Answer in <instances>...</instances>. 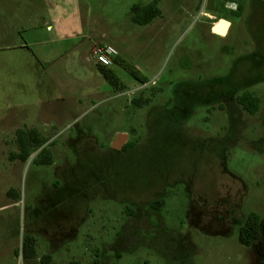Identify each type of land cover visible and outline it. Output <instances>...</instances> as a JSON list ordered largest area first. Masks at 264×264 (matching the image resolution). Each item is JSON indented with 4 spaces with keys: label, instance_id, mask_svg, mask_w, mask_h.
<instances>
[{
    "label": "rangeland",
    "instance_id": "1",
    "mask_svg": "<svg viewBox=\"0 0 264 264\" xmlns=\"http://www.w3.org/2000/svg\"><path fill=\"white\" fill-rule=\"evenodd\" d=\"M151 1L0 0V264H264V0H158L132 22ZM102 44L136 76L113 63V87L90 57ZM18 129L36 132L25 161ZM120 131L133 150L111 147ZM27 234L34 259L15 255Z\"/></svg>",
    "mask_w": 264,
    "mask_h": 264
},
{
    "label": "trees",
    "instance_id": "2",
    "mask_svg": "<svg viewBox=\"0 0 264 264\" xmlns=\"http://www.w3.org/2000/svg\"><path fill=\"white\" fill-rule=\"evenodd\" d=\"M158 0H153L147 4L141 5V4H133L130 7L131 11V20L132 22L140 25H146L152 22L156 17L161 16L162 11L157 5ZM113 63H121L126 69H128L133 76H136V68L125 63L118 55L113 59ZM98 70L101 72L103 77L113 86L118 87L120 85V81L117 78V76L113 73V71L109 68L102 67L97 64ZM143 82V81H142ZM236 102L249 114H254L259 109L260 105V99L254 95L251 91L245 90L242 93L238 94L236 96ZM149 102V98L146 97H137L132 98V103L135 105H143ZM26 133V134H25ZM23 134L26 135L31 140H34L36 137V132L33 130L23 132V129H18L15 133L16 137V143L18 146V152L13 153L10 155L11 159L19 158L22 161H25L29 155V146L31 145V142H26L23 140ZM44 143V141H37V146H41ZM138 141L136 139L126 141L122 147L121 151H131L135 148ZM44 151V148L41 149V152ZM43 164H51L52 160L51 157H48L46 159H42L40 161ZM7 194L9 196H15L12 192V190H8ZM163 200H154L150 202V206L154 209H160L162 207ZM261 225L262 221L260 217L256 213H249L243 224L238 228V241L242 245H251L255 243L261 235ZM15 255H20L24 259H34L36 257V251H35V238L27 234L25 235L21 240V246L19 249L15 250ZM46 261H49L50 256L45 255L43 258ZM66 264H81L80 262L71 260Z\"/></svg>",
    "mask_w": 264,
    "mask_h": 264
},
{
    "label": "built area",
    "instance_id": "3",
    "mask_svg": "<svg viewBox=\"0 0 264 264\" xmlns=\"http://www.w3.org/2000/svg\"><path fill=\"white\" fill-rule=\"evenodd\" d=\"M118 55L117 50L109 44L97 45L91 52V58L94 59L96 64L109 68L113 64V59ZM156 80L152 79L147 82H142L140 85H134L126 94L135 95L138 92H145L155 85Z\"/></svg>",
    "mask_w": 264,
    "mask_h": 264
},
{
    "label": "water",
    "instance_id": "4",
    "mask_svg": "<svg viewBox=\"0 0 264 264\" xmlns=\"http://www.w3.org/2000/svg\"><path fill=\"white\" fill-rule=\"evenodd\" d=\"M224 21L226 24H228V22L226 20H222ZM214 31V30H213ZM215 32V31H214ZM216 33V32H215ZM226 34V33H225ZM224 34V35H225ZM127 139V135L126 134H117L116 137L114 138L113 142L111 143V147L113 149H116V150H121V147L122 145L125 143V140ZM117 141H120L118 142L117 145H115V143H117Z\"/></svg>",
    "mask_w": 264,
    "mask_h": 264
},
{
    "label": "crops",
    "instance_id": "5",
    "mask_svg": "<svg viewBox=\"0 0 264 264\" xmlns=\"http://www.w3.org/2000/svg\"><path fill=\"white\" fill-rule=\"evenodd\" d=\"M218 22V21H217ZM217 22H215V23H213V25H211V28H212V30H213V26H214V24H216ZM228 22V28H229V26H230V22L229 21H227ZM228 28H227V30H228ZM227 32V31H226ZM119 56V55H118ZM117 134H126V133H123V131H120V132H117L116 133V135ZM116 135L114 136V138L116 137ZM127 135V137H128V134H126ZM114 138H113V140H114ZM113 140L111 141V143L113 142Z\"/></svg>",
    "mask_w": 264,
    "mask_h": 264
},
{
    "label": "flooded vegetation",
    "instance_id": "6",
    "mask_svg": "<svg viewBox=\"0 0 264 264\" xmlns=\"http://www.w3.org/2000/svg\"><path fill=\"white\" fill-rule=\"evenodd\" d=\"M255 244V243H254Z\"/></svg>",
    "mask_w": 264,
    "mask_h": 264
}]
</instances>
